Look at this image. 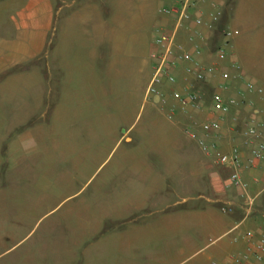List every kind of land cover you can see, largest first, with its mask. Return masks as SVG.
Returning a JSON list of instances; mask_svg holds the SVG:
<instances>
[{"label":"crops","instance_id":"0c3cea01","mask_svg":"<svg viewBox=\"0 0 264 264\" xmlns=\"http://www.w3.org/2000/svg\"><path fill=\"white\" fill-rule=\"evenodd\" d=\"M174 2L0 0V264H234L243 234L264 233V163L245 168L243 144L251 120L264 125V0H235L214 31L198 28L195 58L216 71L198 81L179 63L164 103L148 87L154 35L173 23L159 10ZM199 8L193 16L208 21L212 7ZM226 29L239 34L219 60ZM191 32L177 37L189 50ZM186 77L200 97L188 112L170 95ZM214 93L237 100L217 147L242 149L250 212L226 187L232 168L192 136L218 118Z\"/></svg>","mask_w":264,"mask_h":264},{"label":"built area","instance_id":"2783aa9c","mask_svg":"<svg viewBox=\"0 0 264 264\" xmlns=\"http://www.w3.org/2000/svg\"><path fill=\"white\" fill-rule=\"evenodd\" d=\"M209 4L212 10L209 13V20L203 19L202 15L197 14L193 16L195 11L200 10V6ZM222 0H175L173 4L165 5L160 8L159 12L164 17L173 19V23L169 26L160 25L157 30V35L154 39L157 50L152 53L153 60V75L148 87V94L158 95L165 103L167 101V92L162 89L165 81L170 84L177 82V77L173 73L174 68L181 62H189L192 66L186 67L188 76L195 77L198 81H205L209 76L214 74L216 67L214 65L203 67L201 62L195 58V55L202 54V47L196 43V38H204V33L198 28L204 26L209 31H214L217 23L223 15ZM190 22L194 24L195 29H191ZM190 29L192 32L188 36V41L193 44L192 49H186L182 44L177 43L178 33L181 29ZM239 31L233 29H226L224 31V43L219 45L216 51L219 60H225L228 57L229 41ZM234 68H239L236 61H232ZM222 78L229 80L231 75L223 73ZM185 80H188L187 77ZM184 91L173 90L170 95L177 103L178 107L188 112L192 109L200 107V97L198 93L192 90V83L186 81ZM246 90L249 92H258L261 94L263 90L256 87L252 82L246 83ZM244 91L240 92V95ZM212 112L218 114V118L212 121H205L200 124L202 136H197L192 133L194 138L198 139L199 145L206 154H214L216 163L219 166L231 167L233 172L226 180V187L239 188L242 191V196L246 200V210L250 212L254 205V198L246 193L249 185L242 179L241 170L243 168L242 149L234 146L229 153L219 151L217 147V138L222 128V121L224 114L229 111L231 105H236V99L226 101L220 93H214L212 97ZM243 144L249 148L250 155L244 165L247 169L258 167L264 163V125L257 123L254 120L249 122V125L244 132ZM223 211L230 212V207H223ZM264 225V223H263ZM247 241L246 251L233 255L231 257L234 264H264V233H257L254 230H248L243 234ZM239 236L234 237L237 241ZM254 260V262L252 261Z\"/></svg>","mask_w":264,"mask_h":264},{"label":"trees","instance_id":"16d2710c","mask_svg":"<svg viewBox=\"0 0 264 264\" xmlns=\"http://www.w3.org/2000/svg\"><path fill=\"white\" fill-rule=\"evenodd\" d=\"M234 1L235 0H227L222 16H226L229 19L234 8Z\"/></svg>","mask_w":264,"mask_h":264},{"label":"rangeland","instance_id":"374dc122","mask_svg":"<svg viewBox=\"0 0 264 264\" xmlns=\"http://www.w3.org/2000/svg\"><path fill=\"white\" fill-rule=\"evenodd\" d=\"M154 34H155V31H154ZM157 35V34H156ZM156 35H154V36H156ZM149 82V79H146L145 77L144 78H140V81H139V84L141 85V86H146V83H148ZM40 88L41 89V87L40 86H36V88ZM33 98V97H32ZM59 179V178H58ZM62 182H63V180H62ZM62 182L61 181H58V185L60 186V189H61V191H64L65 190V188H64V185L62 184Z\"/></svg>","mask_w":264,"mask_h":264}]
</instances>
